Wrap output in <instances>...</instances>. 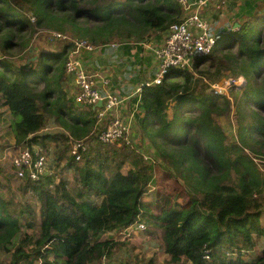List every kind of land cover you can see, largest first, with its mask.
Instances as JSON below:
<instances>
[{"label": "trees", "instance_id": "trees-1", "mask_svg": "<svg viewBox=\"0 0 264 264\" xmlns=\"http://www.w3.org/2000/svg\"><path fill=\"white\" fill-rule=\"evenodd\" d=\"M248 2L239 7L232 24L220 22L221 33L211 28L216 45L194 62L201 77L169 68L161 84L141 83L143 114L138 119L168 171L166 179L171 182L164 187L162 172L156 177L155 164H147L130 146L103 144L96 140V133L89 145L96 113L90 106L75 103L69 94L65 63L72 41H88L102 46L99 51L103 52L117 41L126 44L125 49L119 48L123 51L129 44L149 40L152 33L166 31L181 16L174 0H0L1 104L14 97L31 111V116L11 113L15 145L51 149L54 163L64 174L58 182L56 170L37 181L19 178L23 192H32L40 203L37 216L30 206L17 209L13 199L0 191V251H11L23 224L36 229L31 254L27 251L30 239L23 235L20 244L14 245L9 264L21 260L24 264L102 263L118 243L117 238L102 235L135 221L161 230L162 249L171 264L182 260L264 264V189L253 160L264 156V3ZM33 29L69 32L75 40L64 41L58 49L40 47L35 53L30 42ZM201 66L204 70L198 69ZM211 70L218 76L246 80L241 89L243 104L238 102L242 110L237 120L239 143L227 144L216 121L231 102L210 89L224 77L211 78ZM251 106L255 108L248 111ZM51 118L63 132L39 135ZM81 138L88 146L77 161L68 143ZM245 149L257 154L250 157ZM126 164L129 167L123 172ZM71 173L77 180L75 195L68 189ZM151 183L159 196L158 211L143 200ZM259 241L263 247L249 260L247 252L256 250Z\"/></svg>", "mask_w": 264, "mask_h": 264}, {"label": "rangeland", "instance_id": "rangeland-1", "mask_svg": "<svg viewBox=\"0 0 264 264\" xmlns=\"http://www.w3.org/2000/svg\"><path fill=\"white\" fill-rule=\"evenodd\" d=\"M247 1V0H245ZM249 1V0H248ZM244 0H220L216 4H214L211 8L206 9L205 12H203L207 18L209 19L211 23V28L213 31H217L218 33H221L224 29V26L220 23L227 22L229 25L235 20V14L239 11V7H241ZM264 3V1H262ZM259 9H262V5H258ZM233 14V15H232ZM53 33H59L57 31L52 30H42V29H33L30 32V42H31V48H33L34 52L36 53L40 47L47 48V49H58L61 47L65 42H69L70 40H75L72 38L69 32L61 33L66 38H54ZM69 33V34H68ZM153 34V33H152ZM151 34V35H152ZM148 42H152V40H149L145 43V45ZM113 43L118 44L116 46H111V49L107 50L106 52L102 49L101 51L96 50L95 53H98L97 57H100L104 62L106 60L104 59L106 56L110 58V63H102L101 59L99 60L100 67L99 72L103 74V77L108 78L111 82H115L117 80H123L128 81V83L132 84L134 83L133 78L138 79V86L140 85L142 81H149L152 80L154 77V72L149 64V62H144L142 64L141 69L132 68L131 64L133 61H131V58L126 57L122 58L121 49H119L121 46L126 48V44L118 43L117 41H113ZM128 46L134 47L138 45H132L129 44ZM152 48V47H151ZM31 51V50H30ZM153 51V50H152ZM2 53V52H1ZM148 58V57H144ZM108 63V61H107ZM158 64V62H157ZM159 66V64H158ZM205 66H201L198 69L204 70ZM188 71V70H187ZM196 77H201L202 74H200L196 69L193 70ZM137 74V75H136ZM211 74V78H216L219 73L211 70L209 72ZM224 76V77H223ZM119 77V78H118ZM223 77L222 79L218 80L217 82H214L211 84L210 89H213L217 91L220 94H224L225 97H227L230 102V109L224 113L221 116L216 117L217 123L222 127V129L225 132L226 135V143L227 144H233V143H239L237 133H238V125L237 120L242 113V110L238 107V102L242 101L243 92L242 88H244L246 84V80L242 76L238 77H232L228 74L218 76L217 79ZM121 78V79H120ZM124 78V79H123ZM205 83V79H203ZM122 94V93H121ZM17 99V98H16ZM14 97L11 98L10 102L6 105L1 104L0 99V191H3L6 196H9L13 199L14 204L16 205L17 209L24 210L26 206H30L33 208L36 216L39 214L40 209V203L38 200L34 197L32 192L27 191L26 193L23 192L21 189V185L23 184V180L16 178V176L12 175L11 172V166L9 163V160L7 158H3V153L6 150H10L11 152L17 151L19 146L15 145L14 138L12 131L10 129V120L12 117L13 112H17L18 115L23 116H31V111L28 108H24L18 100H16ZM131 104V111L134 109V101L133 99H130ZM254 109L253 106L250 107L249 110ZM239 109V110H238ZM248 111H245L247 113ZM169 116L172 115V112L168 110ZM246 120H248V117H246ZM140 119L136 120L134 124L132 125V134L130 136L131 138V144L130 148L135 149L137 152H141L143 155L150 156L153 159L159 160L160 158L155 152V149H153V145L148 139L146 128L144 127L143 123L139 122ZM108 120H105L103 122V125L106 124ZM53 133V132H63V129L61 126H59L58 123H56L52 118L46 121L45 127L41 129L38 134L43 133ZM82 139V138H81ZM88 142L89 145L94 141V133L92 132L88 136ZM53 146V144L51 143ZM110 146H116L120 147L118 145L109 144ZM68 147H70L68 143ZM255 149L256 147L253 146ZM25 148V147H20ZM40 149L39 147H33V149ZM41 150V149H40ZM42 152L46 153L47 157V163H46V171L48 170V173L54 172V170L57 171L55 180L58 182V177H64V174H60V165L54 163L53 161V152L51 149L47 150H41ZM69 152V148H68ZM245 153H247L250 157H253L255 154L254 151H251L250 149H245ZM140 153V154H141ZM255 163V162H254ZM148 164V162H147ZM151 164V163H149ZM153 164H151L152 166ZM49 166V168H48ZM129 165L126 164L123 172H126ZM158 176V171L162 172V184L164 187H168L167 184L170 183V180L166 179V175L168 172L163 166L162 163L157 162L154 167ZM164 172V173H163ZM70 185L68 186V189L70 190L72 195L76 194V188L74 187V183L77 181L75 180L74 173H71L69 175ZM161 182V181H160ZM162 190H165V188H161ZM257 195H259L257 192H255ZM155 185L153 183L150 184L147 193L144 195L143 200L149 204V207H151L153 210L158 211L159 205H158V198ZM164 196V194L162 195ZM95 203L100 202V198H94ZM179 203H182V199L178 200ZM262 222H264V215L262 217ZM145 230L141 231L139 233H136L135 235L129 237V238H117L114 232H109L106 235H102V238L106 237H114L117 238L118 241L117 246L114 247L112 254L110 257L103 259L104 264H149V261H152L153 264H171L168 261V256L163 252L162 249V232L159 229L149 227L147 224L145 225ZM22 234L19 235L14 240V245H19V241H21L22 236H27L29 240V246L27 247V251H30L31 254V244H33L32 239H35L36 235V229H30L26 226V224H23L21 227ZM14 245L11 246V251L8 252H1L0 251V264H9L12 260L11 253L14 250ZM263 247V241H259L256 247V250H252L247 252L249 260H252V258L255 257L257 252ZM33 257V255H31ZM102 262V263H103ZM25 260H21L18 264H24ZM101 262H99L100 264ZM101 263V264H102ZM37 264V263H34ZM178 264H191L190 262H187L185 260H182Z\"/></svg>", "mask_w": 264, "mask_h": 264}, {"label": "built area", "instance_id": "built-area-1", "mask_svg": "<svg viewBox=\"0 0 264 264\" xmlns=\"http://www.w3.org/2000/svg\"><path fill=\"white\" fill-rule=\"evenodd\" d=\"M220 0H174L181 8L179 20L172 24L166 31L162 42L152 46L153 55L158 62V71L146 85L162 83L166 71L169 68H179L193 71L195 58L209 54L216 45V35L211 30V23L203 13L207 7L213 6ZM54 38L65 39L60 33H53ZM145 45V43H142ZM148 42L145 46H149ZM110 46L118 44L111 43ZM102 46L78 40L72 41L65 63V73L73 77L75 92L73 98L79 105L90 106L96 113V124L93 133H96L97 141L103 144H116L118 146L131 144L132 125L142 114L140 100V84L135 86L131 95H121L113 89L110 80L99 72H91L86 67V62L96 50ZM134 101V109L130 104ZM131 108V109H130ZM108 120L106 124L103 122ZM87 143L82 140H71L70 153L75 160L81 159L82 153L87 149ZM141 153V152H139ZM3 158L9 160L12 172L16 178H29L37 181L41 176L48 174L46 171L47 158L37 149L19 148L15 152L6 150ZM148 163L156 164L159 160L143 155ZM263 181L264 189V156L254 158ZM142 222L133 224L114 231L117 238H129L136 233L145 230ZM207 259V256L205 257Z\"/></svg>", "mask_w": 264, "mask_h": 264}, {"label": "crops", "instance_id": "crops-1", "mask_svg": "<svg viewBox=\"0 0 264 264\" xmlns=\"http://www.w3.org/2000/svg\"><path fill=\"white\" fill-rule=\"evenodd\" d=\"M249 1L251 2V3L248 2L249 4L255 5L254 1H256V0H249ZM260 1H264V0H260ZM243 3H245V0ZM211 7L212 6L207 7L206 9H209ZM220 22L222 23V21H220ZM164 35H165V31L162 33H158V32L153 33L149 39V40H152V42L149 46H145L141 43H138L137 44L138 46L130 47L127 50L121 51V54H122L121 57L122 58H126V57L131 58V61H133L131 64V67L132 68L136 67L137 69H141L143 67L142 64L144 62H146V60H147V62H149L150 66H151L149 68H150V70L152 68V70L154 72V76H155L157 71H158V64H157L156 59L154 58L153 51H152L151 47L153 46V48H154V46L159 45L162 42ZM147 41L148 40H146V42ZM132 45H136V44H132ZM97 56H98V53H94L92 56H90V59L86 62V67L91 72H99V68L102 67V65L100 67H98L100 65L99 60L101 58L97 57ZM144 57H148V58H144ZM104 59L106 60V62H104V60L101 59V64L102 63L109 64L111 62L110 58L108 56H106ZM107 61H108V63H107ZM99 74H101L103 76V74L101 72H99ZM67 77H68L67 90L69 91V94L71 96H73V93L75 92V83H74L72 76L67 75ZM133 80H134V83H132V84L128 83L126 78L122 82H121V80H117L115 82L110 81V84H111L113 89L117 90L120 94L122 93L121 95L126 96V95H131L133 93L135 86L138 84V79L136 77L133 78ZM149 81H151V80H149ZM145 82H148V81H144V82L142 81L141 83H145ZM141 83H139V84H141ZM159 163H160V160H159Z\"/></svg>", "mask_w": 264, "mask_h": 264}, {"label": "clouds", "instance_id": "clouds-1", "mask_svg": "<svg viewBox=\"0 0 264 264\" xmlns=\"http://www.w3.org/2000/svg\"><path fill=\"white\" fill-rule=\"evenodd\" d=\"M30 20H31L32 23L34 22V18H33V17H31ZM236 27H237V26H236ZM233 28H235L234 25H233ZM62 35H63V34H62ZM148 41H149V40H148ZM142 43H146V41L141 42V44H142ZM68 51H69V50H68ZM67 57H68V54H67ZM197 57H198V56H197ZM197 57H196V58H197ZM196 58H195V59H196ZM193 67H194V66H193ZM193 70H194V68H193ZM192 72H193V71H192ZM73 94H74V93H73ZM142 114H143V109H142ZM142 114L139 116V118L142 116ZM137 120H138V118H137ZM18 148H20V147H18ZM28 149H29V148H28ZM153 149H154V148H153ZM159 160H160V159H159ZM253 160H254V159H253ZM158 162H159V161H158ZM255 164H256V163H255ZM205 257H206V256H204V258H205ZM205 259H206V258H205ZM207 259H208V257H207ZM207 259H206V260H207Z\"/></svg>", "mask_w": 264, "mask_h": 264}, {"label": "water", "instance_id": "water-1", "mask_svg": "<svg viewBox=\"0 0 264 264\" xmlns=\"http://www.w3.org/2000/svg\"><path fill=\"white\" fill-rule=\"evenodd\" d=\"M237 25H238V24H237V23H235V24H234V27H236Z\"/></svg>", "mask_w": 264, "mask_h": 264}]
</instances>
